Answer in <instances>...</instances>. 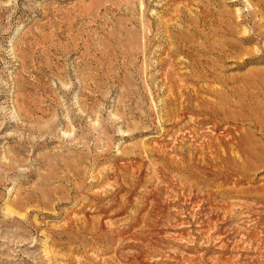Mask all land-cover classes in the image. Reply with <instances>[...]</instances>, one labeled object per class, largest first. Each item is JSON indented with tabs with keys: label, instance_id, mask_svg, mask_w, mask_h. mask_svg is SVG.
I'll return each mask as SVG.
<instances>
[{
	"label": "rangeland",
	"instance_id": "rangeland-1",
	"mask_svg": "<svg viewBox=\"0 0 264 264\" xmlns=\"http://www.w3.org/2000/svg\"><path fill=\"white\" fill-rule=\"evenodd\" d=\"M250 11L249 0H0V264H264V6ZM223 21L233 35L217 34ZM191 22L206 45H236L205 55L206 80L167 53L196 40Z\"/></svg>",
	"mask_w": 264,
	"mask_h": 264
},
{
	"label": "bare ground",
	"instance_id": "bare-ground-1",
	"mask_svg": "<svg viewBox=\"0 0 264 264\" xmlns=\"http://www.w3.org/2000/svg\"><path fill=\"white\" fill-rule=\"evenodd\" d=\"M250 1V3L253 5V7H254V11L253 12H249L250 13V15H254V14H256V13H258L259 12V10L261 11V9L263 10V6L264 5H262V3H261V0H259V1H255V0H249ZM264 1V0H263ZM223 9V8H222ZM224 11V10H223ZM228 13V12H227ZM226 13V14H227ZM236 13H238V10L236 11V12H232V13H230L229 14V16H231V17H235V18H238L239 17V15H236ZM218 15V14H217ZM249 15V16H250ZM199 16V15H198ZM207 15L206 14H204L203 15V18H204V24H206V20H205V17H206ZM209 16V15H208ZM211 16V15H210ZM224 16V15H223ZM220 17V16H219ZM200 18V17H199ZM202 18V17H201ZM207 19V18H206ZM220 20H221V17H220ZM197 21H198V19H197ZM232 21H234V20H232ZM252 21V20H251ZM250 21V22H251ZM196 22V21H195ZM202 22V21H201ZM214 22V21H213ZM222 22V21H221ZM224 22V24L225 25H222L223 27H224V29H223V31H219L218 30V32H217V34L218 33H225L226 35L228 34V35H233L232 33H234L235 31H233V28H230V26H229V21H223ZM234 22H236V21H234ZM253 22V21H252ZM192 23V22H191ZM200 23V22H199ZM210 23V22H209ZM218 23H220V22H218ZM228 23V24H227ZM257 23V22H256ZM203 25V24H202ZM231 25V24H230ZM259 26H261V24L260 25H258V31H259V33H258V37H261L262 39L264 38V30H262V26L261 27H259ZM221 27V26H220ZM190 28V27H189ZM236 30V29H235ZM238 30V29H237ZM191 31L193 32V36H194V38L197 40H192V38H191V40H187V39H183V40H181V39H177L176 37V39H175V44H176V48L175 49H172V48H169L167 51V53H168V55H174V53H176V54H186L187 56H188V58H189V62L191 63V65H192V68H193V74H194V72H195V75H197L199 78H202V79H204L205 78V80H206V78L208 77L209 78V76L210 75H212V71L214 70V69H216V68H214L213 70L212 69H210V67L208 68L207 67V65H208V63L211 61L212 62V60H208V58L209 57H207L206 58V56L205 55H207V53H211V52H214V50L215 49H217V51H216V54L220 57V59L221 58H223V57H225V56H227L228 57V55L231 53L230 52V49H236V45H232L231 43V45H227V47H225V48H223L225 45H223L222 46V48H215L216 46H218V44L214 47V46H212V44L211 45H206V42L208 41V38H209V35L208 34H205L201 29H200V25L199 24H197V23H192V27H191ZM238 32V31H237ZM223 33V34H224ZM242 33H243V35L244 36H246V34H247V30H246V28L245 29H243L242 30ZM213 34V33H212ZM219 35V34H218ZM222 35V34H221ZM248 35V34H247ZM243 36V37H244ZM191 37V36H190ZM183 38V37H182ZM198 38H202L203 39V42H198ZM255 39L253 38V37H251V36H249V37H245V38H241V41H243V42H252V41H254ZM222 45V44H221ZM240 45V44H239ZM149 47V46H148ZM147 49V48H146ZM254 50V53H256L257 52V49H253ZM147 53V52H146ZM248 53V52H247ZM246 53V54H247ZM252 53V52H251ZM254 53H252V54H254ZM251 54V55H252ZM209 55V54H208ZM170 56H169V58H170ZM190 56V57H189ZM235 56H237V55H235ZM253 56V55H252ZM252 56H249V57H244V58H241L240 59V61H238L235 65H236V68H242V67H244V66H246L247 64H249L250 62H252V61H254V59H258V57H252ZM166 59V58H165ZM172 59V58H171ZM264 59V58H263ZM170 61V60H169ZM219 61V60H218ZM164 62H165V60H164ZM173 62H175V61H173V60H171L170 61V63L172 64ZM211 62H210V64H211ZM256 62V61H255ZM214 63H215V61H214ZM223 63V62H222ZM218 64V66L219 65H221V64H219V63H217ZM215 65V64H214ZM189 66V65H188ZM209 66V65H208ZM217 66V65H216ZM216 66H214V67H216ZM217 66V67H218ZM160 67V66H159ZM170 67V66H169ZM213 67V66H212ZM211 67V68H212ZM221 67V66H220ZM218 69V68H217ZM195 70V71H194ZM218 72V71H217ZM211 73V74H210ZM164 74V73H163ZM250 74V73H249ZM169 75H171L170 74V72H167L166 73V80H167V83L165 84V86H168V87H170V79L169 78H171ZM189 76V75H188ZM192 76V75H191ZM218 76V75H217ZM211 77H213V75L211 76ZM249 77V76H248ZM197 78V77H196ZM215 78V77H214ZM213 78V79H214ZM217 78V77H216ZM220 78V77H219ZM165 79V78H164ZM170 81V82H169ZM203 81V80H202ZM224 81V80H223ZM244 81V80H243ZM169 82V83H168ZM225 82V81H224ZM252 82V81H251ZM255 82V81H254ZM253 82V83H254ZM244 83V82H243ZM176 84V83H175ZM255 86V85H254ZM185 88V87H184ZM193 89V88H192ZM150 90H152V88L150 87ZM232 90V89H231ZM153 91V90H152ZM131 92V91H130ZM172 92V91H171ZM129 93V92H128ZM189 93V92H188ZM261 93H263V92H261ZM126 94V93H125ZM197 95V94H196ZM123 96V95H122ZM254 96V95H253ZM139 97V96H138ZM190 97V96H189ZM203 97V96H202ZM240 97V96H239ZM178 98V97H177ZM196 98V97H195ZM167 99V98H166ZM190 99V98H189ZM121 101V100H120ZM126 101V100H125ZM131 101V100H130ZM167 101L168 100H166V103H167ZM173 101V100H172ZM182 103H186V102H182ZM188 104V103H187ZM196 105V104H195ZM256 105H258V104H256ZM178 106V105H177ZM243 108V107H242ZM186 109H188V106L186 105H184L183 106V108H181V110L184 112ZM195 109V108H194ZM252 111H254V110H252ZM183 112H179V113H183ZM172 113V112H171ZM185 114V113H184ZM173 116V115H172ZM256 116H258V115H256ZM126 117V116H125ZM183 117V116H182ZM170 119V118H169ZM250 119V118H249ZM256 119H258V118H256ZM261 120V119H260ZM256 123H258V124H260L261 126H260V128L262 127V129L264 130V122H262V121H259V120H257V122ZM177 125V124H176ZM179 125V124H178ZM135 126V125H134ZM259 126V125H258ZM262 129H261V131H262ZM236 131H234V133H235ZM230 133V132H229ZM225 135V134H224ZM229 135V134H228ZM227 136V135H226ZM241 137V136H240ZM238 138L237 136H235L234 138H237L239 141L238 142H240L243 146H245L244 145V143H245V141H244V139H241V138ZM250 137V136H249ZM249 137H248V140H251V139H249ZM214 138V137H213ZM224 138H227V137H224ZM244 138V137H243ZM216 139V138H215ZM241 139V140H240ZM247 139V138H246ZM227 139H225L223 142L225 143V141H226ZM229 140V139H228ZM232 140V139H231ZM235 140V139H234ZM234 140H232V141H234ZM216 141V140H215ZM230 141V140H229ZM214 142V141H213ZM219 142V141H218ZM218 142L216 143V144H218ZM250 143H252V140L251 141H249ZM233 143V142H232ZM214 144V143H213ZM223 144V143H222ZM229 144V143H228ZM234 144H235V142H234ZM224 146H226L225 144H223ZM238 145V144H237ZM218 146V145H217ZM230 146V145H229ZM252 146V145H251ZM214 147H216V146H214ZM228 147V146H227ZM238 148V147H237ZM240 148H242V147H240ZM251 148V147H250ZM250 148H246L247 150H249ZM253 148H255V147H253ZM253 148H251V149H253ZM216 149V148H215ZM217 149H220L219 147L217 148ZM227 149H229V148H227ZM246 149L244 148L243 149V151L245 152V153H248V151H246ZM223 150V149H222ZM222 150H220V151H222ZM226 150V148L224 149V151ZM254 150V149H253ZM252 150V151H253ZM215 151V150H214ZM218 151V150H217ZM216 151V152H217ZM228 151V150H227ZM239 151H241V150H239ZM251 151V152H252ZM259 151V150H258ZM226 152V151H225ZM260 152V151H259ZM219 153V152H218ZM224 153V152H223ZM103 154V153H102ZM101 154V155H102ZM242 154V153H241ZM244 154V153H243ZM243 154L241 155V156H243ZM254 154V153H253ZM221 155H222V153H221ZM220 155V156H221ZM240 155V154H239ZM245 155V154H244ZM250 155H252V153H250ZM81 156V155H80ZM218 156V155H217ZM219 156V157H220ZM225 156V155H224ZM228 156V155H227ZM258 156H260V153H259V155ZM221 157H223V155L221 156ZM247 157V156H246ZM254 157H256L255 155H254ZM80 158V157H79ZM82 158V157H81ZM227 158V157H226ZM253 158V157H252ZM261 158V157H260ZM219 159H221V158H219ZM228 159V158H227ZM248 159V158H247ZM246 159V160H247ZM254 159V158H253ZM58 160V159H57ZM87 160V159H86ZM216 160V159H215ZM217 160H218V157H217ZM216 160V161H217ZM10 161V164L9 165H7V168L8 169H12V166H11V163H13L14 161L13 160H9ZM76 161V160H75ZM212 161V160H211ZM228 161V160H227ZM99 162V161H98ZM214 162V161H213ZM218 162V161H217ZM221 162H224V161H221ZM226 162V161H225ZM80 163V162H79ZM144 163V162H143ZM247 163V162H246ZM58 163L56 162V165H57ZM92 164V163H91ZM127 164V163H126ZM63 165V164H62ZM79 165V164H78ZM140 165V164H139ZM230 165V164H229ZM66 166V165H65ZM136 166V165H135ZM222 166V165H221ZM122 167V166H121ZM190 167V166H189ZM220 167V166H219ZM226 167V166H225ZM82 168V167H81ZM126 168V167H125ZM123 169V168H122ZM69 170V169H68ZM124 170V169H123ZM74 171V170H73ZM116 171V170H115ZM135 171V170H134ZM80 172V171H79ZM254 172V171H253ZM83 173V172H82ZM119 173V172H118ZM135 175V174H134ZM59 176V175H58ZM71 176H72V174H71ZM75 176V175H74ZM73 177V176H72ZM51 178V177H50ZM120 179V178H119ZM80 180V179H79ZM45 181V180H44ZM46 181H48V177H46ZM67 181V180H66ZM81 181V180H80ZM82 182V181H81ZM89 185V184H88ZM78 187V186H77ZM58 188V187H57ZM125 188V187H124ZM79 189V188H78ZM81 189V188H80ZM87 189V188H86ZM77 191H79V190H77ZM66 192V191H65ZM86 192V191H85ZM110 193V192H109ZM44 194V193H43ZM91 194V193H90ZM66 195V194H65ZM75 195V194H74ZM73 195V196H74ZM63 196V195H62ZM29 197V196H28ZM31 197V196H30ZM29 197V198H30ZM66 197V196H65ZM88 197V196H87ZM102 197V196H101ZM27 198V197H26ZM26 198H22L19 202H18V204L20 205V204H24V203H26V202H29V198L28 199H26ZM46 198V197H45ZM131 198V197H130ZM32 199V198H31ZM40 199V198H39ZM44 199V198H43ZM33 200V199H32ZM55 200V199H54ZM79 201V200H78ZM148 202V201H147ZM31 203H32V201H31ZM38 203V202H37ZM52 204V203H51ZM94 204V203H93ZM91 206H93L92 204H90ZM96 205V204H95ZM94 205V206H95ZM11 207L9 208V207H7V212L9 213V214H18V215H20V213H17V211H15L14 210V206L16 207L17 206V203H11V205H10ZM85 209V208H84ZM99 211H103V209L102 210H99ZM87 212V211H86ZM85 212V213H86ZM90 213V212H89ZM21 217H23L24 215H20ZM28 216V215H27ZM26 216V217H27ZM90 215H88L87 214V217H89ZM90 219V218H89ZM88 219V220H89ZM71 222V221H70ZM89 222V221H88ZM91 223V222H90ZM104 223V222H103ZM92 224V223H91ZM89 225V224H88ZM65 226V225H64ZM69 226V225H68ZM72 226V225H71ZM69 228H70V226H69ZM73 228H75V227H73ZM109 228V227H108ZM63 230H65L64 228H63ZM67 230H68V228H67ZM77 231V230H76ZM83 231V230H82ZM81 232V231H80ZM90 233V232H89ZM63 234V233H62ZM93 234V233H92ZM100 237V236H99ZM60 238H65V236L64 235H62ZM96 240H98V239H96ZM126 240V239H125ZM46 250H47V254H49L50 255V253H51V247H47L46 246Z\"/></svg>",
	"mask_w": 264,
	"mask_h": 264
}]
</instances>
